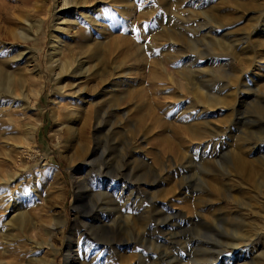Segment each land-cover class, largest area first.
Wrapping results in <instances>:
<instances>
[{"label": "rangeland", "instance_id": "374dc122", "mask_svg": "<svg viewBox=\"0 0 264 264\" xmlns=\"http://www.w3.org/2000/svg\"><path fill=\"white\" fill-rule=\"evenodd\" d=\"M60 3L0 0V264H264V0Z\"/></svg>", "mask_w": 264, "mask_h": 264}, {"label": "bare ground", "instance_id": "6f19581e", "mask_svg": "<svg viewBox=\"0 0 264 264\" xmlns=\"http://www.w3.org/2000/svg\"><path fill=\"white\" fill-rule=\"evenodd\" d=\"M78 0H61V3H60V7H65V6H67V5H70V4H77L76 2H77ZM82 2L83 3H86L87 2V0H82ZM71 6V5H70ZM84 8V7H83ZM88 17H89V15H88ZM67 20H65V22H66ZM25 22H27V24H29V20H26ZM40 23H41V21H40V19H37V21H34V23L33 24H31V25H33L34 27H35V32H38V30H39V28H40ZM57 25H59V24H57ZM56 27H58V26H56ZM19 35L22 37V38H28L30 35H32V34H30V30L29 29H21L20 31H19ZM76 65H78L77 67V70L79 71L80 70V68H82L83 67V65H84V62H82V61H77L76 62ZM33 67L36 69L37 68V74L38 73H40V69L38 68V66H37V64L36 63H34V65H33ZM60 71H59V73L57 74V76L58 75H60L61 76V74H63V73H66V72H68V70L70 69V67H71V63L69 62V60L67 59V58H63V60H61V64H60ZM86 71H87V68H86ZM84 72V71H83ZM33 88V87H32ZM31 88V89H32ZM195 87H193V89H194ZM22 90V89H21ZM38 94V91L35 93V95H37ZM24 96V95H23ZM17 97V96H16ZM211 100L214 102V105H217V104H223V101L222 100H220V99H218L217 100V98H212L211 97ZM213 104H211V106H214ZM35 129V125L33 126V127H31L30 128V130H29V135H30V137L29 138H31L32 139V131ZM73 133V132H72ZM75 133V132H74ZM74 135V134H73ZM74 138V137H73ZM84 154H85V150L83 149V147H80L79 149H77V151L75 152V156H74V158H75V160H78L80 157H82V156H84ZM86 158V157H85ZM85 158H81V159H79L78 160V162H77V164H75L76 166H79V167H82V168H85V166L86 165H88V161H86V159ZM74 161V160H73ZM232 165H231V170L233 171V172H230V173H232L233 175H234V177H237V178H239V180L240 179H242L243 181H250L251 179H252V177L254 176V172H255V167H254V164L250 161V160H248V159H246L243 155H242V153H241V151H238V152H234L233 153V161H232V163H231ZM230 170V169H229ZM14 176H15V174L13 173H8L7 175H6V178H14ZM232 176V175H231ZM6 178H2V179H6ZM216 180V179H215ZM212 181V180H211ZM157 184V180H155V179H153L150 183H148L147 184V187H148V189H150V191H149V193H151V195H149L150 196V200H151V202L153 203V205H154V203H155V199H156V196H155V193H154V191L153 190H151L155 185ZM216 183H215V181H214V178H213V184L211 185V188L213 189V190H215L216 189V185H215ZM136 186V185H135ZM210 193V192H209ZM212 195V194H211ZM202 198V197H201ZM208 198H210L209 196H208ZM198 199V198H197ZM2 200V199H1ZM126 201V200H125ZM124 206H126V203H124L123 204ZM20 216V215H19ZM123 219H125V221L127 220V219H129L130 217H129V214L127 213L125 216L123 215ZM22 218V217H21ZM11 221V220H10ZM128 221V220H127ZM131 221V220H130ZM7 223H9V222H7ZM53 225H52V227H54V226H56V225H59V226H62L63 225V220L61 219V218H56V220L54 221V223H52ZM55 224V225H54ZM127 224V223H126ZM101 225V224H100ZM101 226H104V224L103 225H101ZM62 228V227H61ZM3 231V230H2ZM6 231V230H5ZM78 235V234H77ZM81 235L82 236H84L83 234H79V236L78 237H76V239H75V241H74V244H72L73 246H75V248H74V250H73V246H71V245H69L67 248H66V260H65V264H69V263H71V261H73V262H77V264H92L94 261H96V260H98V258H99V252L97 253L96 251H98V250H102V249H104V247H105V245H101V244H93V247L95 248H92V249H94V255H92V256H86L88 253H89V251H91L90 250V248H91V245H92V242H90V243H88V242H85V243H83V248L86 250V252L83 254V256H76L75 258L72 256V254L70 253V252H74V255H75V253L78 251V250H80L78 247L80 246V238H81ZM71 237V236H70ZM70 237H68L69 239H68V243L70 244L71 243V239H70ZM83 238V237H82ZM48 241H46V242H44L46 245V247H49V248H51L52 250L54 249V246H53V244L51 243V241H50V238L49 239H47ZM86 240V239H85ZM40 245V244H39ZM111 248V247H110ZM109 249V248H108ZM155 249V248H154ZM109 251H113L112 250V248L109 250ZM113 252H115V251H113ZM111 253V254H113L114 255V253ZM119 252V250H117V252H115V254L116 253H118ZM154 255V254H153ZM89 257V258H88ZM123 257V256H122ZM136 257L138 258V255H136ZM125 260V259H124ZM228 263V262H227ZM226 263V264H227ZM47 264H50V262L48 261L47 262Z\"/></svg>", "mask_w": 264, "mask_h": 264}]
</instances>
